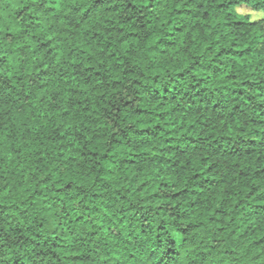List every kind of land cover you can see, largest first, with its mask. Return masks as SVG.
<instances>
[{
    "label": "clouds",
    "instance_id": "1",
    "mask_svg": "<svg viewBox=\"0 0 264 264\" xmlns=\"http://www.w3.org/2000/svg\"><path fill=\"white\" fill-rule=\"evenodd\" d=\"M0 264H264V0H0Z\"/></svg>",
    "mask_w": 264,
    "mask_h": 264
}]
</instances>
